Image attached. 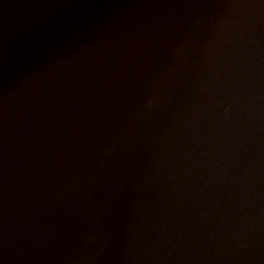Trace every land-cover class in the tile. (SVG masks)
<instances>
[{
    "label": "water",
    "instance_id": "water-1",
    "mask_svg": "<svg viewBox=\"0 0 264 264\" xmlns=\"http://www.w3.org/2000/svg\"><path fill=\"white\" fill-rule=\"evenodd\" d=\"M148 79L44 217L0 229L47 241L0 264H264V0H0V178Z\"/></svg>",
    "mask_w": 264,
    "mask_h": 264
},
{
    "label": "bare ground",
    "instance_id": "bare-ground-1",
    "mask_svg": "<svg viewBox=\"0 0 264 264\" xmlns=\"http://www.w3.org/2000/svg\"><path fill=\"white\" fill-rule=\"evenodd\" d=\"M149 85L148 79L134 89L136 92H121L117 94L118 98L103 97L61 122L23 159L15 173L0 178V229L7 230L14 224V219L34 213L53 187L113 145L135 118ZM14 227L20 230L19 223ZM14 238L11 236L12 242L3 244L7 249L2 247L0 250V263L19 261L28 256L47 241L49 234L45 231L38 236L23 234L19 239Z\"/></svg>",
    "mask_w": 264,
    "mask_h": 264
},
{
    "label": "rangeland",
    "instance_id": "rangeland-1",
    "mask_svg": "<svg viewBox=\"0 0 264 264\" xmlns=\"http://www.w3.org/2000/svg\"><path fill=\"white\" fill-rule=\"evenodd\" d=\"M21 167V165L19 166ZM28 171V170H26ZM77 172L69 175L66 179L62 180L61 183L58 186H55L51 189V191L44 196L43 200L41 201L40 204H38L37 209L35 210V212L30 215H28V219L29 222L31 223L32 220H37L39 219V217H44V215L46 214V211L48 209V206L50 204V202L53 200V198L56 196V194L59 192V190L62 188V186L73 176L75 175Z\"/></svg>",
    "mask_w": 264,
    "mask_h": 264
}]
</instances>
